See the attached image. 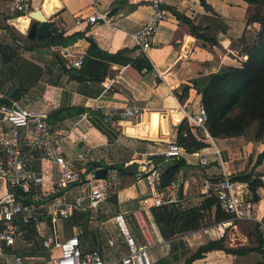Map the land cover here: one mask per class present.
Returning a JSON list of instances; mask_svg holds the SVG:
<instances>
[{"label":"crops","instance_id":"crops-1","mask_svg":"<svg viewBox=\"0 0 264 264\" xmlns=\"http://www.w3.org/2000/svg\"><path fill=\"white\" fill-rule=\"evenodd\" d=\"M58 1L60 6L55 7L51 20L61 30L60 37H74L66 45L37 47L31 52L41 50L39 55L45 57L43 61L46 66H49L54 56L59 60L61 58L65 64L54 69L53 73L43 74L47 83L38 87L45 90L41 94L37 89L40 95L34 96L32 102L28 95H20L15 99H21L28 106L40 100V108L32 110L49 112L54 120L64 123L66 130L75 126L66 142L68 158L74 160L78 156L85 157L88 159L85 165L89 169L131 168L137 180L134 185L124 189L120 188L121 182L117 180L113 196L102 204V209L89 215H77L74 226L63 222L65 236L83 231L82 239L86 248H98L110 235L121 241L116 216L140 209L141 218L156 229V236L151 230L157 241L156 247L150 251L153 264H184L210 237L201 230L200 225L196 230L177 234L170 239L163 238L151 211L154 208L152 173L155 171L160 174L167 164L176 160L167 159L162 153L171 143L177 142L180 125L177 112L196 114L202 104L200 91L205 88L210 76L226 67H237L247 59V51L258 28L256 24L247 23L249 15L254 13V7L242 0H205L209 8H205L200 0H166L170 17L160 25L148 53L154 68L152 71L140 72L132 64L112 63L103 82H78L65 71L67 60L61 55L62 49L69 46L75 53L84 56L94 41L101 50L109 53L121 51L132 60L143 55L134 35L150 20L152 0ZM6 2L0 0V18L5 19V23L2 21L1 24L15 26L26 34L32 22L24 15L19 16V13L8 10ZM35 2L33 0L30 12L41 9L45 14L50 0ZM95 11L107 17L112 12L113 15L108 17V22L77 25L78 17L86 19ZM174 11L191 18L202 27L207 37L216 39L217 43L197 39L190 27L177 19ZM16 18L29 20L26 32L21 31L17 24H11V20ZM48 77H51L50 81L46 80ZM114 107L134 108L139 114L132 120L117 116L108 119ZM154 115L160 118L157 124H154ZM188 126L197 139L209 143V146L196 152L183 149L180 158L187 163L186 176L183 179L181 171L179 181L172 183L178 185L175 194L178 202L182 200L183 206L202 204L209 197L211 182L221 178L225 172L236 176L249 169L261 177L264 184V158L260 160L264 153V136L258 139H247L244 136L218 139L210 137L204 128ZM201 129L204 130L202 134ZM203 156L208 159L205 166L200 164ZM44 168L48 170L49 176L57 177L58 171L54 165L45 164ZM155 179L157 185H160V177ZM181 183L184 184L182 199L178 195ZM48 185H55V180H50ZM83 185H71L66 196L75 198L84 195ZM169 187L161 191L168 193ZM259 196L260 200L253 203L252 220L261 223L264 228V185L259 189ZM206 212L214 215L210 210ZM241 235L247 239L244 233ZM34 239L35 230L27 236L28 242ZM32 255H38L40 259L49 256L45 251L38 253L37 250H33ZM261 261L262 256L257 252L247 256H232L217 250L193 264H257Z\"/></svg>","mask_w":264,"mask_h":264},{"label":"built area","instance_id":"built-area-1","mask_svg":"<svg viewBox=\"0 0 264 264\" xmlns=\"http://www.w3.org/2000/svg\"><path fill=\"white\" fill-rule=\"evenodd\" d=\"M32 3L33 0H7L6 8L28 17ZM151 9L150 20L134 35L140 53L147 57L160 25L170 17L166 0H152ZM100 21L108 22V17L99 11L86 19H76L77 25ZM61 55L68 61V68H81L83 55L69 46L62 49ZM177 113L179 124L187 122L205 129L208 115L203 104L194 115ZM138 114L134 108L114 107L108 119L117 116L132 120ZM74 128L66 130L64 123L54 120L49 112L29 109L21 99L0 93V264H153L150 251L157 241L150 225L141 218L140 209L116 216L121 241L110 235L98 248H86L83 231L65 236L63 222L74 226L77 215L102 209V204L112 197L119 175L117 168H110L103 178H98L100 168H87L88 159L68 158L66 142ZM182 153L183 148L175 142L162 155L178 159ZM45 164L57 168V177L48 175ZM200 164H208L206 156L200 158ZM152 176L154 207L177 204L178 185H170L165 193L155 179L159 173L154 171ZM234 177L225 172L210 184V194L230 215L227 220L212 223L207 217L201 219V230L211 239H227L231 230L238 229L237 222L253 219L252 194L246 183ZM50 180H55V185H48ZM82 183L84 195L66 196L71 185ZM34 230L35 239L28 242L27 236ZM33 250L45 251L49 256L40 259L32 255ZM110 254L114 256L111 259Z\"/></svg>","mask_w":264,"mask_h":264},{"label":"trees","instance_id":"trees-1","mask_svg":"<svg viewBox=\"0 0 264 264\" xmlns=\"http://www.w3.org/2000/svg\"><path fill=\"white\" fill-rule=\"evenodd\" d=\"M242 1L256 8L255 13L249 15L247 23L256 24L259 28L254 35L251 47L247 51V59L241 61L237 67H226L221 72L211 75L205 88L200 91L202 104L208 115L205 129L212 138L223 139L244 136L247 139H258L264 136V0ZM200 2L205 8H209L205 0H200ZM174 15L190 27L191 33L197 39L203 42L217 43L216 39L207 37L202 32V27L196 25L191 18L177 11H174ZM6 30L15 39L12 26L7 25ZM73 37L38 40L36 37L30 38L28 36L27 39L32 41V46H29L27 50L33 51L37 47L66 45L67 41ZM15 40L19 41L18 39ZM15 58L16 53L12 47L0 45V69L12 63ZM112 63L132 64L140 72H143L144 69H146V72L154 69L148 57L144 54L132 60L124 56L121 51L117 53L103 51L94 41L91 42L88 53L84 55L81 68H64L69 73L70 78L78 82H103ZM20 90L15 91L14 98L20 97ZM176 143L187 152H196L209 146V143L195 137L187 122H183L178 126ZM262 158H264V153L261 155L260 160ZM186 166L187 163L182 158L167 164L159 174V189L161 190L172 183L178 182L181 171ZM117 170L119 171L118 181L121 182V189L131 187L136 183V175L131 172V168L117 167ZM234 179L248 185L254 202L260 200L259 189L264 185L261 177L248 169L237 174ZM181 202L182 200L177 204L162 205L151 209L154 220L164 239H170L177 234L198 229L206 210L214 212L215 222L230 218V215L221 208L217 198L210 193L209 197L198 206L185 207ZM82 218L81 216L80 219ZM240 222L250 224V230L247 233L248 244L233 247L227 244V239L216 240L210 238L184 264H193L194 261L203 259L206 254L217 250L232 256H247L257 252L262 256V261L257 264H264V228L262 224L255 220H244L237 222V225Z\"/></svg>","mask_w":264,"mask_h":264},{"label":"rangeland","instance_id":"rangeland-1","mask_svg":"<svg viewBox=\"0 0 264 264\" xmlns=\"http://www.w3.org/2000/svg\"><path fill=\"white\" fill-rule=\"evenodd\" d=\"M39 1L40 0H36L35 4L38 3ZM255 11H256V8L254 7V13ZM2 21L3 23H5V19L1 17L0 18V28L6 30V24L2 25L1 24ZM257 27L259 28V26ZM12 29L15 35V39H18L19 41H16L14 37H12L8 31L2 32L0 30V45L2 46L9 45L10 47H12V49L16 53L15 60L12 63L7 64L6 66L0 69V93L14 97L16 93L15 91L17 89H21L20 95L22 97L28 95V97L31 98V102H32V99H35L34 96L40 95L39 94L40 92L42 94V92H44L45 90L42 87H38V86L44 85V83L46 82L45 79H43L42 77L43 74L48 75L50 72L53 73L54 69L56 70L58 67H62V64H65V61H62L61 58L59 60L58 57L54 56V58L52 59V62L50 61L51 64L49 63L48 64L49 66H46V62L43 61L45 57L39 55V53L42 52L41 50H37V53H32L31 51L27 50L29 46L30 47L32 46V41H29L27 39L28 34L27 33L24 34L20 32L15 26H12ZM66 63L68 64V61H66ZM50 78L48 77L46 78V80L50 81ZM51 82H54V81H52L51 79ZM56 84L58 83L56 82ZM37 89L39 93L37 92ZM50 89L47 90L48 93ZM56 101H58V99H56ZM40 102L41 101L38 100L34 103H31L30 106H28V108L29 109H36V108L39 109ZM201 130L202 131L200 132L202 133L204 130L203 129ZM204 217L208 218V223L214 222L213 217L210 216L207 212H204L203 217L201 219H203ZM249 230H250L249 223L240 222L238 225L237 231H233V230L230 231L227 237V240H226L227 244L233 247H236L242 244H248V239H245L241 234L244 233V235L247 237V233ZM152 231L154 232L156 236V229L152 227Z\"/></svg>","mask_w":264,"mask_h":264},{"label":"water","instance_id":"water-1","mask_svg":"<svg viewBox=\"0 0 264 264\" xmlns=\"http://www.w3.org/2000/svg\"><path fill=\"white\" fill-rule=\"evenodd\" d=\"M58 0H50V5L45 9V14L41 9L32 11L28 15L30 21V29L27 31V34L30 38L45 39L49 37H60L62 36L61 30L57 27L56 22L51 20L54 16L55 7H59ZM113 12L108 15L111 17ZM187 167H183L182 177L183 179L186 176ZM107 170L105 168H100L97 170L96 174L98 178H103L106 175ZM184 184L179 185L178 195L182 199L183 197Z\"/></svg>","mask_w":264,"mask_h":264},{"label":"bare ground","instance_id":"bare-ground-1","mask_svg":"<svg viewBox=\"0 0 264 264\" xmlns=\"http://www.w3.org/2000/svg\"><path fill=\"white\" fill-rule=\"evenodd\" d=\"M11 21H12L11 24L12 23H14V25L17 24L16 26H18L21 29V31L26 32L28 30V27H29V20L28 19L22 20L21 18H16V19H13ZM158 118H159L158 115H154V124H157Z\"/></svg>","mask_w":264,"mask_h":264}]
</instances>
